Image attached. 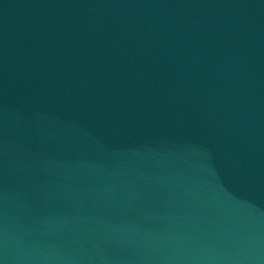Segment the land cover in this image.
<instances>
[{"label": "water", "instance_id": "obj_1", "mask_svg": "<svg viewBox=\"0 0 264 264\" xmlns=\"http://www.w3.org/2000/svg\"><path fill=\"white\" fill-rule=\"evenodd\" d=\"M0 182L18 264H264V0H0Z\"/></svg>", "mask_w": 264, "mask_h": 264}]
</instances>
